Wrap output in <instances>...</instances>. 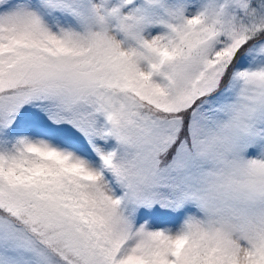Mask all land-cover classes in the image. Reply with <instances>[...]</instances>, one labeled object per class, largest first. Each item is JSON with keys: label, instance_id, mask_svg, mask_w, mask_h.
Returning a JSON list of instances; mask_svg holds the SVG:
<instances>
[{"label": "snow or ice", "instance_id": "snow-or-ice-1", "mask_svg": "<svg viewBox=\"0 0 264 264\" xmlns=\"http://www.w3.org/2000/svg\"><path fill=\"white\" fill-rule=\"evenodd\" d=\"M0 264H264V0H0Z\"/></svg>", "mask_w": 264, "mask_h": 264}]
</instances>
